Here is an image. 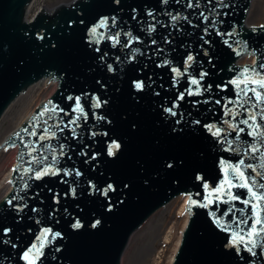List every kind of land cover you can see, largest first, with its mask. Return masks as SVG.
I'll return each instance as SVG.
<instances>
[{
  "label": "water",
  "instance_id": "95a60500",
  "mask_svg": "<svg viewBox=\"0 0 264 264\" xmlns=\"http://www.w3.org/2000/svg\"><path fill=\"white\" fill-rule=\"evenodd\" d=\"M254 1L212 0L209 4L207 0H201L200 8L188 9L184 6L186 0L179 4L176 0H168L167 5L161 0H120L118 5L114 0H68L52 8L47 2L30 19L28 11L33 0H0V120L32 86L42 82L56 84L54 93L39 103L0 144V152L17 149L8 178L9 190L0 199V224L12 228L10 235L17 247L0 245V264H25L22 253L37 242V236L44 229L59 232L62 238L51 241L49 237L41 264H121L133 235L154 213L180 196L187 197L185 212L188 218L171 264H249V261L264 264V256L251 257L244 251L241 260L230 246L235 224L229 223L230 231H222L214 222L212 213L222 222L232 219L222 217L221 213L233 205L220 204L214 193L225 178V167L234 165L241 156L226 151L227 144L220 142L221 138L215 137L206 127L214 125L225 130L224 134L230 139L235 137L236 133L224 123L235 122L225 115L224 107H233L228 100L235 97L236 88L230 81L240 77L246 68L250 73L255 69L264 75V68L260 67L264 64V25L248 24ZM213 8L210 20L214 18L216 24L205 34L203 29L208 24L201 22L199 13L208 14ZM149 10L159 22L154 32L145 30L149 23H155L146 15ZM177 13L180 17L187 16L191 24L182 18L173 22L169 14ZM134 15L136 19L132 18ZM113 16L118 22L115 28L111 22L106 28L98 27L101 18ZM93 26H97L96 37L90 32ZM217 30L232 35L219 36ZM117 31L121 32V43L129 39L123 33L139 37V42L132 44L139 52L131 61L129 48L121 44L113 46L107 38L109 32ZM100 34L104 39L94 43ZM201 36L210 43L204 44ZM153 39L155 44L151 43ZM166 39L170 43H166ZM225 40L231 47L224 43ZM105 53L107 55L101 60ZM188 54L194 56V61L186 69ZM244 58H253V62L240 64ZM164 60L170 64L157 67ZM107 64H112L115 71L108 72ZM172 67L182 74L175 77L170 70ZM202 71L208 74L201 81L202 94H185L183 100H177L180 93L195 87L190 85V78L198 79ZM133 79L143 80L148 85L144 92L133 90ZM209 84L211 90L203 91ZM217 85H226V88L222 90ZM92 94L108 103L101 109H92ZM70 95L82 97L88 120L80 121L78 138L65 130L51 143L65 145L66 155L60 158L58 167L76 168L83 173L79 178H64L73 186L79 180L76 197L71 195L69 184L61 182L60 176H46L37 181L28 177L22 179V172L13 171L28 167L30 159L16 133L31 125L33 117L50 102L68 111L70 115L64 119L69 120L75 115L71 112L75 101L67 99ZM173 101L177 104L176 116L163 111V108L171 107ZM93 111L105 115L111 123L97 121L92 117ZM241 118L237 117V121ZM177 120H180L179 124ZM90 129L107 131L111 139L121 144L114 157L107 156L110 141L102 135L90 137ZM40 130L37 129L38 133ZM241 140L252 141V138L241 134ZM260 146L264 148V145ZM82 149L87 156L93 152L99 155L85 163L87 156L80 154ZM249 162L254 166L264 164V158L252 160L248 157L246 163ZM168 163L173 167L168 168ZM247 171L251 172L250 169ZM89 179L101 188L107 183L113 184L116 191L110 193L114 205L111 211H106L107 201L103 196H89L84 191ZM25 180L30 185L27 189L23 188ZM232 192L241 198L247 195L244 188H232ZM56 193H59V204L53 202ZM13 196L24 197L23 201L13 200V204L24 203L27 207L22 211L10 208L6 201ZM206 197L213 203L208 207L200 206L206 203ZM190 198L195 201L191 207ZM234 206L244 208L239 202ZM33 208L37 211L33 212ZM54 208L57 209L55 213ZM245 218L251 223L249 210H245ZM76 219L82 223L80 229L71 227ZM97 219L100 224L93 228L91 224ZM56 248L61 251L57 252Z\"/></svg>",
  "mask_w": 264,
  "mask_h": 264
},
{
  "label": "snow or ice",
  "instance_id": "6c2138e0",
  "mask_svg": "<svg viewBox=\"0 0 264 264\" xmlns=\"http://www.w3.org/2000/svg\"><path fill=\"white\" fill-rule=\"evenodd\" d=\"M114 2L118 5L120 0H114ZM181 0H176V3H180ZM209 4H211L212 0H207ZM162 4L167 5L168 0H161ZM201 0H186L185 7L188 9H198L200 8ZM219 5H217L218 7ZM227 7V5H224ZM215 9H211L208 14H205L204 11L199 13L202 18V23H207L208 27L203 29V32L206 34L208 32V28L212 27L216 24V20L213 18L210 20L211 11ZM136 11L135 9L133 10ZM147 16L151 17L155 23H149L147 28L145 29L148 32H154L156 30V24L159 23L156 21V17L151 10L146 13ZM170 15V18L173 22L182 18L188 21L191 24V21L187 16L180 17V14ZM219 15V13H217ZM226 15V13H225ZM136 19L137 17L134 15L132 17ZM109 22H111V26L115 28L117 26V18L115 16L108 18H101L98 27L106 28L109 26ZM173 27L176 25L173 24ZM91 35L93 37L97 36V26H93L90 29ZM216 34L219 36H231V32L221 33L219 30L216 31ZM123 35L129 37L126 43H121L120 36L121 32L117 31L115 33L109 32L108 39L112 41L113 46L116 44H121L122 47H127L130 49L131 55L129 57V61L135 58V54L139 52V49L132 47L134 42H139V37L133 38L131 33H123ZM104 39V35L100 34L99 38L94 40V43H99L100 40ZM201 39L204 41V44H209L210 41L204 39V36H201ZM166 43H170L169 40H165ZM152 44H155L156 41L153 39L151 41ZM224 43L231 47L228 44V41L225 40ZM203 47V46H202ZM97 52L100 51L99 48L96 49ZM159 52L160 49H157ZM205 54H207V50H205ZM239 54V53H238ZM105 53L101 56V60L106 56ZM119 61V57L116 58ZM194 61V56L192 54H188L186 57V69L191 66L190 62ZM170 61L164 60L161 64H157V67H162L165 65H169ZM261 68H264V64L260 65ZM173 73H175V77H179L182 73L175 67L170 69ZM107 71L114 72L115 69L112 64H107ZM208 74L206 72H201L200 77L190 78V85L195 86L194 88L186 89L185 92L180 93L177 96V100H183L185 94L189 96H199L202 94V85L201 81H203L204 77ZM149 79H151L149 77ZM101 87H105L100 81H97ZM236 88L235 97L229 98L228 104H231L233 107L228 108L225 105V115L231 116L233 122L224 121L228 125L233 132L236 133L235 137L229 138L228 135L224 134L225 130L221 128H217L214 125H208L209 131L215 137L221 138L222 143L227 144L226 151H234L238 153L241 158L234 165H227L224 169L225 178L221 183L220 187L215 189V200L220 204H231L233 206L226 207L222 210V217H231L230 222H222L221 218L216 217L215 213H212L214 222L217 226L221 228L222 231H230L229 223H233L236 226V230L231 231V239L230 246L233 247L240 256V259L243 260L244 256L241 255V252H247L251 257H257V255L264 256V171L258 169H264V164L255 165L251 162L246 163V158L250 157L252 160H259L264 158V148L260 145H264V75L256 72L255 69L250 70L244 69L241 73L240 77L233 79L230 81ZM131 86L133 90L137 93H142L148 87L143 80L133 79L131 81ZM212 85H207V87L203 88V91H210ZM217 88H221L222 90L226 88V85H217ZM155 95H159V92H155ZM251 94V95H250ZM88 95V94H83ZM68 100H74V107L71 109V112L75 115L72 116L69 120L65 121L64 116L70 115L68 111L63 108H59L58 106L52 105L51 102L49 105H45L44 108L37 113L36 116L33 117V123L28 127L21 129L20 132L16 133V136L19 138L20 143L23 145L25 149H27V155L30 159L27 161L28 167L24 168H15L14 172H22V179L24 177H28V179L34 180H42L46 176H60L62 183H67L70 186V193L73 197L77 196V189L79 187V180H76L75 186L71 184V182L65 177L75 176L77 178L82 177L83 173L76 168L66 169L60 168L57 165L59 164L60 158L66 155L64 149L65 145L63 143L53 144L51 141L58 139V133H63L65 130L71 132L73 138H78L79 133L77 129L81 127L80 121L83 120L87 122L88 113L86 112L84 106L81 103V96H68ZM91 99L94 103L91 104L92 109H101L103 105L108 103V100L101 99L99 96L92 94ZM193 103H199V101H193ZM216 103H220V101H216ZM177 107L176 101H173L171 107L163 108V111L171 116H176L177 112L174 110ZM242 116L243 118L237 121V117ZM92 117H94L97 121H106L107 123H111L110 120H107L105 115H98L96 111L92 112ZM51 121V123H50ZM259 121V122H258ZM178 124L180 120L176 121ZM193 123H199V121H194ZM239 125H244V127H240ZM95 125H93V128ZM41 129L38 133L37 129ZM213 129H215L213 131ZM247 130V131H246ZM176 131V129H173ZM241 134H246L248 137L252 138V141H243L241 140ZM89 135L92 138L97 136H104L110 142L107 144V156L114 157L116 155V151L121 148V144L114 139L109 137V133L105 132H97L93 130H89ZM25 137L29 139L25 140ZM35 138V139H32ZM44 141H48V143H44ZM235 145V147H234ZM87 145H85V148ZM58 153V154H57ZM81 155L87 156V153L81 150ZM99 153L93 152L91 156H87L85 159V163H89L96 159ZM71 159V157H68ZM168 168H172L173 164L168 163ZM95 170V166H93ZM250 169L249 173L247 170ZM31 173V176L28 174ZM229 175H231V179H229ZM9 183H13V181H9ZM88 188L84 191H87L89 196L93 194H99L103 196L107 201L106 211H111L114 205L111 202L110 193L115 192L116 189L112 183H107L105 187L101 188L98 184L93 183L91 179L87 182ZM27 180L23 185L24 189L29 188ZM126 188L127 185L125 184ZM205 188L207 185L205 184ZM232 188H244L246 189V197L241 198L239 194L233 193ZM51 191V189L49 190ZM68 193H65L67 195ZM23 196H13L12 199L6 201V203L12 209H18L20 211L23 208L27 207L24 203L13 204V200L23 201ZM206 203L200 205L202 207H208L213 203V200L206 197ZM53 202L55 204H59V193L54 194ZM121 203L123 201H120ZM235 202L242 203L244 205L243 209H236L234 204ZM195 204V201L189 199V207ZM245 210H249V214L251 217V223H249V219L245 218ZM33 212H36L37 209L33 208ZM53 213L57 211V209L52 210ZM67 212V209H65ZM239 212L240 215L236 216L235 213ZM58 222V221H57ZM100 224V220H94L91 224L93 228L97 227ZM242 225H246L247 227H241ZM73 229H80L82 227V223L79 219H76L75 223L71 225ZM12 228L8 226H4L0 224V245L2 246H10L15 249L17 245L12 242L11 238ZM49 237H51V241H55L57 238H62V234L59 232H53L51 229L42 230L41 234L37 236V242H34L28 249H26L21 258L25 262V264H41V258L44 256V248L47 243L50 242ZM260 250L259 253L257 250ZM56 251H61L60 248H56ZM249 264H255V261H249Z\"/></svg>",
  "mask_w": 264,
  "mask_h": 264
},
{
  "label": "rangeland",
  "instance_id": "374dc122",
  "mask_svg": "<svg viewBox=\"0 0 264 264\" xmlns=\"http://www.w3.org/2000/svg\"><path fill=\"white\" fill-rule=\"evenodd\" d=\"M66 1L68 0H34L28 16L31 17L47 2L52 8ZM248 24L264 25V0H255L252 3ZM250 61L251 58H244L240 64H249ZM44 85L39 84L30 88L8 108L0 120V141L20 126L39 103L54 93L56 87L46 82ZM16 153V148L0 152V199L9 190L6 178L14 166ZM182 206L183 196H180L154 213L131 238L121 264H171L176 243L181 238L186 217L188 218L185 207Z\"/></svg>",
  "mask_w": 264,
  "mask_h": 264
},
{
  "label": "bare ground",
  "instance_id": "6f19581e",
  "mask_svg": "<svg viewBox=\"0 0 264 264\" xmlns=\"http://www.w3.org/2000/svg\"><path fill=\"white\" fill-rule=\"evenodd\" d=\"M33 2H34V1H33ZM33 2H32V4H33ZM32 4H31V7H32ZM41 8H42V7H41ZM41 8H40V9H41ZM250 62H253V58L251 59ZM36 85H39V84H36ZM36 85H34V86H36ZM40 85L45 86L44 83H43V84H40ZM34 86H32V87H34ZM32 87H31V88H32ZM20 97H21V96H20ZM20 97H19V98H20ZM9 133H10V132H9ZM9 133H8V134H9ZM8 134H7V135H8ZM7 135H6V136H7ZM3 140H4V139H3ZM3 140L0 141V144L2 143ZM10 173H11V171L8 173L6 179L9 178ZM7 181H8V180H7ZM7 189H9V184L7 185ZM186 202H187V197L184 196V197H183V206H182V208L185 207L184 205L186 204ZM186 223H187V217H186V220H185V223H184L183 228L185 227ZM180 240H181V238H180V239L177 241V243H176L175 252H176V250H177V248H178V246H179V244H180ZM175 252H174V254H175ZM173 257H174V256H173ZM173 257L171 258L170 263H172V261H173Z\"/></svg>",
  "mask_w": 264,
  "mask_h": 264
}]
</instances>
